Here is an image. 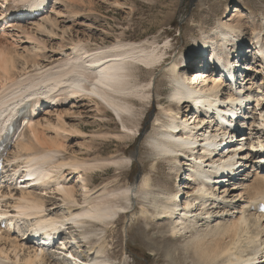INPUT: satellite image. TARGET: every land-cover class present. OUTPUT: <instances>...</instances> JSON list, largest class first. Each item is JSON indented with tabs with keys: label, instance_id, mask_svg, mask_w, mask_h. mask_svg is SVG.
<instances>
[{
	"label": "bare ground",
	"instance_id": "bare-ground-1",
	"mask_svg": "<svg viewBox=\"0 0 264 264\" xmlns=\"http://www.w3.org/2000/svg\"><path fill=\"white\" fill-rule=\"evenodd\" d=\"M29 1L0 0V124H6L22 110L31 117L9 154V165H12L13 171L11 181L0 186V219L5 213L22 223L16 228L2 227L0 221V264H112L110 257L106 256V231L101 233L98 241L89 242L93 245L88 246L89 250H86L84 255L80 254L83 243L80 241L78 245L79 238L76 235L65 236L68 231H77V227L85 225V222L118 219L120 208L116 204L117 200L123 196L128 198L131 192L138 191L140 184L135 187L136 190L126 185L118 191L116 188L120 183L110 179L90 191L88 184L94 183L93 172L110 168V163L131 164L133 158L124 156L122 159L110 160L108 164L102 162V165L99 163L81 167L85 160L78 159L75 163L65 160L69 149L66 142L69 136L85 138V132L79 127L87 118L97 120L93 132L94 142L103 138L128 139L131 135L136 136L138 127L142 124V117L138 118V115L144 113L138 112V108L144 106L154 95L157 84V80L153 78L141 77L139 71L143 67L153 71L156 67L165 65L169 52L167 47H161L155 41L146 44L127 42L125 34L107 47L99 42L95 50H88L85 44L80 42L70 48L71 52L65 54L59 48L50 50L48 42L56 39L58 31L63 32L66 27L60 26V22H65L69 13H75V17H79L80 10H77V7L85 8L87 4L93 5L95 1L49 0L51 6L48 11L30 19L9 14L11 8L21 10ZM8 5L9 8L5 9ZM243 9V6L235 4L224 18H229L233 12ZM75 17L70 21L76 22ZM252 26L255 36L250 45L245 42L237 25L232 24L230 20L221 19L213 35H208L202 41L203 47H198L200 55L189 60L191 68L200 64V69L204 70L192 71L185 79L178 78L189 58H181L178 62L174 60L171 66L166 68L174 75V88L177 89L172 91L168 105H165L167 101L164 98V89L157 90L161 97L158 100L162 105L158 114L167 116V120H163L161 116L156 119L153 126L155 131L150 134L148 141L151 155L172 160L175 154L180 152L176 157H180L179 161H184L181 166L193 165L192 170L199 177L204 175L210 180V176L220 167L214 170L211 161L204 159L205 155L195 158L193 154H187V151L180 149L189 147L188 149L192 150L196 147L192 146L193 138L205 134H208L204 142L206 145L217 142L221 134H228V130L221 129L216 124L214 112L233 113L231 107L235 105L247 106L249 109L252 107V111H246V119L235 122L244 133L228 141H234L228 153L214 156L210 153L209 156L215 162H221L226 157L233 158L238 149H244L236 160H227L230 167L236 165V170L242 169L237 182L231 181L229 185L219 186V180L225 179L214 176L212 178L215 184L206 186L201 182L194 183L196 178L192 175L186 176L178 185L180 192H176L178 195L182 193V198L186 197L184 202L172 201L170 206L176 208V214L167 205L166 208H171V212L168 209L160 216L170 218L177 215V224L172 230L175 237L182 234L186 223L191 219L195 220L194 217L201 216V219L208 223L214 222V225L208 228L197 229L199 232L191 242L201 258L218 262L221 259L218 256L221 248L236 240L235 246L227 248L223 253V258H227L228 264H264V214L250 213L245 206L248 201L264 200V62L257 52L258 45L264 46V27L257 28L255 23ZM247 46L249 50H246ZM253 50L256 53L254 52L251 63L246 66L247 71H244L242 62L249 59L248 52ZM222 56L226 57L224 68L220 67ZM209 66L211 73L221 75L217 77L211 74ZM30 68L32 70H29ZM225 70L230 72L225 75ZM223 75L233 76L235 83L239 80V94L229 90V83ZM77 92H84L86 96L81 95L82 98L77 100L68 96L75 94L72 97L74 98ZM51 100L55 101L52 103ZM178 100L192 101L210 112L177 116L171 106L176 107ZM239 106L237 108H240ZM85 113H90V116H85ZM112 114L120 120L122 131L116 132L109 124L113 123L110 118ZM177 117L179 122H176L175 128L172 129L170 123ZM104 119L111 120L107 127L103 124ZM184 123H187L186 130ZM52 128L54 137L50 132ZM178 128H183L184 133H176ZM171 131L173 135L168 136L169 142H164V136ZM229 133L232 137L235 135V131ZM171 140L178 143L171 144ZM225 141L227 140L220 139L218 143L223 144ZM35 146L41 150L33 151ZM120 147L123 146L118 145V148ZM205 148L204 145V150ZM123 154L125 155V152ZM24 156H27V166L25 162L19 166ZM95 156L101 159L102 154ZM244 160L246 162H243ZM152 165L153 168L156 167ZM181 166L173 165L171 168L173 171H179L184 168ZM81 168L86 171V177ZM24 169L30 170L38 183L30 184V181L25 180ZM76 176L78 179L74 178ZM151 188L152 183L148 177L143 190L150 191ZM252 191L257 192V197L250 196ZM80 196L82 198H79ZM97 198L108 200L93 205ZM90 199L91 204L88 203ZM47 201L59 202L49 206ZM207 202H210L211 207H205ZM62 209L66 212L65 216L60 214ZM144 214L146 212L142 211L140 215ZM47 217L53 218L52 226L47 228H41L39 222L32 226L26 223V219L46 220ZM62 226L66 227L62 232V248L42 249L36 246V242L29 236L33 231L49 234ZM23 228L25 232L21 231ZM252 229L254 233L246 241L248 248L252 249V255L246 257L238 250V240L242 233ZM73 242L77 245H73ZM233 248L236 250L232 251Z\"/></svg>",
	"mask_w": 264,
	"mask_h": 264
},
{
	"label": "rangeland",
	"instance_id": "rangeland-1",
	"mask_svg": "<svg viewBox=\"0 0 264 264\" xmlns=\"http://www.w3.org/2000/svg\"><path fill=\"white\" fill-rule=\"evenodd\" d=\"M94 1V6L87 4L85 8L77 7V10H80L79 17H75V13H69V18H65V22H60V26H66L68 29L65 27L64 33L58 31L57 38L48 42L50 50L59 48L65 54L71 52L70 48L79 42L82 45L85 44L84 46L88 50L91 48V50H95L99 44L104 47L112 45L120 36L125 34L126 39H128L127 42L146 44L155 41L161 47H167L169 54L167 55V61L164 63L165 65L156 67L153 71H149L145 67L139 71L141 77L153 78L155 81L157 80V84L154 95L149 98L148 102L144 103V106L138 108V112L144 113L141 116L138 115V118L142 117V124L138 127L139 131L136 136L131 135V138L128 139H118L117 137L103 138L104 140L97 139L94 142L93 132L97 120L93 118H87L85 122L80 124L79 128L85 132V138L69 136V140L66 142L69 149L65 155V160L72 163H75L78 159L85 160L81 167H89L99 163L102 165V162L103 164H108L110 160L122 159L121 157L124 156L133 158L131 164L110 163V168H102L97 170L96 173L93 172L94 183L88 184L89 191L99 186L102 182V184L106 183L104 181L108 179L120 183V186L116 188L117 191L124 189L123 187L126 185L132 186L133 189L138 187L139 184L141 186L139 185L138 191L135 193L131 192L128 198L123 196L117 200L116 204L120 208V216L117 220L85 222L81 229L68 231L65 237L76 235L79 238V240L77 239L78 245L80 241L83 243L80 254L84 255L86 250H89L88 246L93 245L89 242L98 241L102 236L101 233L106 231L108 241L106 256L110 257L112 264H228L227 258H223V253L227 248L234 247L236 240L226 243L221 248L218 254L221 259L218 262L201 258L192 245L193 242L191 241L199 232L198 230L204 227L208 228L214 225V222L208 223L206 220H202L201 216L194 217L195 220L191 219L186 223V228L182 230V235L175 237L172 230L177 224V215L168 219H159L164 211L170 209L166 208V206H170L172 201L184 202L186 197L182 198V193L178 195L176 192H180L178 185L187 172L186 166L181 171H177V169L173 171L171 168L173 165L181 166L180 164L184 163L182 160L179 161L180 157L178 159L175 156L172 160H166L165 157L151 155L150 152L152 150L148 141L150 134L155 131L153 126L156 119L161 116L158 114L159 109L162 107L158 100L161 97L157 94V90L164 89L166 94L164 98L167 101L165 105H168L170 103V95L176 85L174 75L166 68L171 66L174 60L178 62L181 58H197L200 55L198 47L204 44L202 41L208 35H213L216 25L221 19L224 21L230 20L232 24L237 25L238 30H241L242 37L245 38V42L250 44L255 36L252 24L255 23L257 28L264 27V0ZM235 4L243 6L245 9L240 12H233L229 18H224L225 14L230 13ZM73 17L77 20L74 23L70 21L74 19ZM78 36L80 37L77 38ZM85 37H90V39H85ZM247 49L248 46L246 47ZM247 58L249 59L246 62H242L243 68H245L244 71L247 70L246 66L252 60L250 51ZM210 67L208 69L211 73ZM29 70H32V68ZM196 70L204 69H200V64L193 65L189 69L184 68L178 78L182 79L183 77L185 79V77L190 76H186L188 73ZM214 76L219 77V74ZM171 107L173 108V113H179L176 107ZM87 115L89 117L90 113H85V116ZM161 117L163 120H167V116L163 115ZM110 118H112V121L104 119L103 124L107 127L108 122L111 121L113 123L109 124L112 125L116 132L118 130L122 131L123 126L118 117L116 118L112 114ZM50 132L54 137L53 128L50 129ZM243 133L241 132L239 135ZM118 145L123 147L118 148ZM32 150L37 152L41 149L35 146ZM123 152H125V155ZM98 153L102 154L101 159L95 156ZM26 158L27 156L23 157L19 166L24 162L27 166ZM152 164L156 167L153 168ZM181 167L183 168L184 166ZM81 171L84 172L86 177V171L82 168ZM148 177L152 183V188L150 191H144L143 186ZM74 178L78 179L77 176ZM256 195L257 192L252 191L250 196L257 197ZM79 198H82V196ZM96 200L93 205H99L108 199L97 198ZM90 201L91 199L88 202L89 204H91ZM58 202L47 201V204L51 206ZM170 207L173 213L177 212L174 206ZM205 207H211L210 202H207ZM123 211L125 213H122ZM142 211L146 212L143 216L140 215ZM60 214L65 216V210L62 209ZM253 233L254 229L244 232L238 240V250L246 257L249 254L252 255V249L248 248L246 241ZM235 250L236 248L232 249V251Z\"/></svg>",
	"mask_w": 264,
	"mask_h": 264
}]
</instances>
